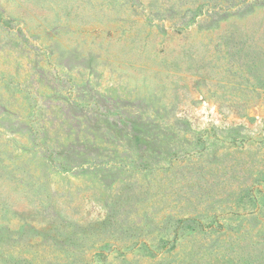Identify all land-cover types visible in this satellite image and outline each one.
Masks as SVG:
<instances>
[{"label": "rangeland", "instance_id": "1", "mask_svg": "<svg viewBox=\"0 0 264 264\" xmlns=\"http://www.w3.org/2000/svg\"><path fill=\"white\" fill-rule=\"evenodd\" d=\"M0 264H264V0H0Z\"/></svg>", "mask_w": 264, "mask_h": 264}]
</instances>
